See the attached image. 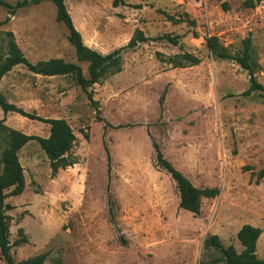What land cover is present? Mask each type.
<instances>
[{"label": "rangeland", "instance_id": "obj_1", "mask_svg": "<svg viewBox=\"0 0 264 264\" xmlns=\"http://www.w3.org/2000/svg\"><path fill=\"white\" fill-rule=\"evenodd\" d=\"M113 1L65 0L83 43L101 54L126 45L136 31L148 38L123 54L120 73L88 89L104 121L73 76L45 77L17 65L0 80L7 103L64 119L76 136V164L55 177L37 142L18 152L25 188L5 200L13 207L6 213L9 241L19 229L28 241L12 245L11 256L21 262L45 253L46 264H224L205 240L216 235L241 253L236 234L250 224L262 231L257 256L264 260V92L243 95L248 71L206 46L215 36L239 57L250 37L251 68L264 87V0L252 9L244 0H125L117 8ZM7 17L0 62L11 32L30 63L62 59L88 78L53 3L30 2L14 16L0 7V22ZM183 53L200 63L173 68L172 58ZM0 120L25 135H49V125L15 113L0 109ZM153 143L195 187L219 188L218 197L202 200L199 215L179 208L175 182L155 166ZM4 147L0 132V154Z\"/></svg>", "mask_w": 264, "mask_h": 264}, {"label": "trees", "instance_id": "obj_2", "mask_svg": "<svg viewBox=\"0 0 264 264\" xmlns=\"http://www.w3.org/2000/svg\"><path fill=\"white\" fill-rule=\"evenodd\" d=\"M43 1H49L56 7V21L64 24L68 31V40L74 48L77 61L87 64L88 78H85L79 65L65 62L62 59H50L47 61H39L36 64L30 63L22 53L21 49L15 42L13 33L7 32V53L5 58L0 62V80L17 65H23L27 70L35 75L45 77L55 76H73L76 84L86 93L90 106L96 113L99 121H104L100 117V109L98 102L93 98V92L88 89L95 84H100L107 77L118 74L123 67V54L128 50L135 49L140 43L148 41L141 31H136L128 43L118 49L107 54H101L87 47L81 38V34L73 25L71 15L69 14L65 0H23L14 5L0 0V7L7 10L9 16H14L16 11L29 5L30 2L40 4ZM125 0H114L113 8L124 5ZM261 0H244L243 5L246 8H255ZM9 22V17L0 22V27ZM173 46H178V38L166 36L164 38ZM207 49L218 59H231L236 61L244 70L248 71L250 76V87L243 93L248 96L252 92H264V87L259 84L251 68V39L248 37L243 42V51L241 56L232 57L226 49L219 45L215 36L206 39ZM172 58L171 64L173 68H185L187 66H195L200 60L189 53L178 54ZM177 59V60H175ZM0 109L4 115L15 113L21 117L31 121H38L49 125V135L46 138L38 136H29L21 132L8 128L4 125V121L0 120V132L3 134L5 147L0 154V256L5 264H46L47 254H39L21 262H15L11 256V247L19 246L27 243V237L23 234V230L19 229V238L13 242L9 241V224L7 211L13 207L6 203L8 197L20 196L25 188L24 170L18 158V152L29 142L35 141L39 144L41 150L48 158L51 169V176L55 177L59 170H65L72 167L76 162L70 159V152L76 142L70 125L64 119H45L35 114L25 112L23 109L7 103L0 94ZM87 139V135L84 136ZM155 150V166L164 170L170 175L176 184L179 193V208L193 215H199L201 211V203L203 199H215L219 196V188H197L178 171L169 161H167L160 151L159 146L153 143ZM258 177L264 178V168L259 171ZM262 231L258 227L250 224L243 225L236 234V238L243 250L237 253L232 247L224 246L219 237L210 236L205 240V247L216 248L222 256L224 264H264L257 256V243L260 239Z\"/></svg>", "mask_w": 264, "mask_h": 264}, {"label": "crops", "instance_id": "obj_3", "mask_svg": "<svg viewBox=\"0 0 264 264\" xmlns=\"http://www.w3.org/2000/svg\"><path fill=\"white\" fill-rule=\"evenodd\" d=\"M26 145H27V144H26ZM26 145H25V146H26ZM238 231H239V230H238ZM238 231H237V232H238ZM258 241H259V240H258ZM257 244H258V243H257Z\"/></svg>", "mask_w": 264, "mask_h": 264}]
</instances>
